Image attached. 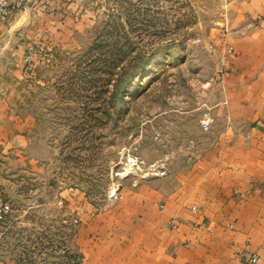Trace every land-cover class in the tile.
<instances>
[{"label":"rangeland","instance_id":"374dc122","mask_svg":"<svg viewBox=\"0 0 264 264\" xmlns=\"http://www.w3.org/2000/svg\"><path fill=\"white\" fill-rule=\"evenodd\" d=\"M63 1L82 7V24L24 35L35 56L17 44L0 62V101L30 138L0 161L5 262L83 264L80 225L155 176H118L129 156L165 172L163 190L168 175L245 129L228 110L231 59L220 42L231 0Z\"/></svg>","mask_w":264,"mask_h":264},{"label":"crops","instance_id":"0c3cea01","mask_svg":"<svg viewBox=\"0 0 264 264\" xmlns=\"http://www.w3.org/2000/svg\"><path fill=\"white\" fill-rule=\"evenodd\" d=\"M77 6L34 0L15 7L0 21V62L17 44L25 50L29 33L41 38L82 24ZM229 7L231 30L220 38L231 59L227 104L231 120L245 129L168 175L165 189L154 176L104 214L90 215L76 232L83 264H250L253 253L264 264V0H231ZM26 124L0 101V161L23 150Z\"/></svg>","mask_w":264,"mask_h":264},{"label":"built area","instance_id":"2783aa9c","mask_svg":"<svg viewBox=\"0 0 264 264\" xmlns=\"http://www.w3.org/2000/svg\"><path fill=\"white\" fill-rule=\"evenodd\" d=\"M33 2L34 0H0V21H3L15 7H24L32 4ZM37 51L38 48L35 45L29 44L26 49V59H32ZM164 173L165 172H161L160 168L154 164L148 166L145 160L139 156H129L121 170L116 171V174L122 178H126L131 174L134 176L145 178L149 175L158 176ZM193 209L195 210L196 207H194ZM9 211L10 204L0 197V219L3 218ZM75 221L77 222V220ZM249 262L250 264H259L260 257L257 254L253 253L249 257Z\"/></svg>","mask_w":264,"mask_h":264}]
</instances>
